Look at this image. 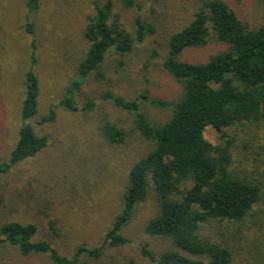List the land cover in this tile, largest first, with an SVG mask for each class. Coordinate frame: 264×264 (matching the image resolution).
I'll return each instance as SVG.
<instances>
[{
	"label": "trees",
	"instance_id": "1",
	"mask_svg": "<svg viewBox=\"0 0 264 264\" xmlns=\"http://www.w3.org/2000/svg\"><path fill=\"white\" fill-rule=\"evenodd\" d=\"M194 1L197 6L187 13L189 20L166 35L163 56L151 49L144 64L146 70L159 65L178 86L175 96L163 100L150 98L147 92L133 99L110 92L101 95L103 101L131 116L133 130L148 145L128 172L120 212L101 244L95 248L80 246L67 258L49 242L34 239L38 230L34 224L8 222L0 227V248L12 247L22 257H45L49 264H79L82 256L97 261L105 249L127 243L122 229L136 207L152 196L156 211L143 231L151 237L169 239L174 249L156 258L141 247L143 258L156 264H232L235 252L241 251L242 243L256 230L253 260L245 259L244 264H264V248L259 250L264 246V207L255 210L264 197V185L252 173L233 168L239 133L246 131L250 144L258 130L264 129V22L251 25L238 10V0ZM258 1L264 6V0ZM25 7L28 13H35L39 1L25 0ZM116 7L129 11L135 7V0L93 3V14L83 30L88 48L57 107L78 111L75 95L86 78L94 74L102 78L100 69L106 56L110 52L117 55L116 68L122 70L136 46L154 34L153 25L140 15L133 17L128 30L121 16L114 13ZM24 31L30 38V61L24 74L21 124L9 164L3 163L2 168L34 157L48 141L46 136H37L30 124L37 111L39 85L33 71L37 45L29 20ZM205 50L209 52L203 59L185 58L191 52ZM156 59L159 63L152 64ZM119 77L118 82L122 81ZM141 104L159 108L160 119L150 120ZM92 108L91 102L83 106V110ZM54 115L50 109L40 123L52 122ZM207 128L219 134L217 144L205 139ZM231 129L232 133H227ZM101 131L112 145L126 143L127 132L108 121ZM255 154L258 158L261 153ZM206 227L211 231L205 233Z\"/></svg>",
	"mask_w": 264,
	"mask_h": 264
},
{
	"label": "rangeland",
	"instance_id": "2",
	"mask_svg": "<svg viewBox=\"0 0 264 264\" xmlns=\"http://www.w3.org/2000/svg\"><path fill=\"white\" fill-rule=\"evenodd\" d=\"M38 1V10L28 13L25 0H0V166L9 164L21 124L23 81L30 61V38L24 31L26 20L34 27L37 63L33 71L39 85L37 111L30 124L37 136L48 139L47 146L34 157L9 168L0 167V227L8 222L34 224L38 229L36 241H47L60 255L70 258L80 246L95 248L101 244L120 212V196L128 172L148 148L133 130L131 116L103 101L102 93L133 99L147 92L150 98L171 100L178 86L161 72L156 64L159 60L151 61L156 67L148 70L144 64L149 60L151 49L163 56L166 35L183 26L190 18L187 13L197 5L194 0H135V7L129 11L114 8L128 30L133 17L140 15L153 25L155 32L136 46L122 70L116 68L119 58L110 52L100 69L102 78L95 74L86 78L74 97L78 111L68 112L56 105L75 77L88 48L83 30L87 18L93 14V3L105 0ZM236 4L251 25L264 22V6L258 0H238ZM208 52H191L185 58L203 59ZM87 102L93 103L91 110H83ZM141 106L150 120L158 121L162 116L156 106ZM50 109L55 114L54 120L40 123ZM104 121L127 132L125 144L117 146L107 142L101 131ZM227 133L231 134L232 129ZM204 137L212 144L219 142V134L212 128L205 129ZM248 140L246 131L237 136L233 168L252 173L264 185V165H261L264 129L258 130L252 143L248 144ZM256 152L261 153L259 159L255 157ZM263 204L264 197L255 210L264 207ZM155 211V200L149 196L136 207L130 222L122 229L121 235L127 240L124 246L105 249L97 261L82 256L79 264L129 261L156 264L140 255L141 247L153 252L156 258L174 248L169 239L144 233ZM209 229L206 227L205 233ZM256 238V230L251 231L241 251L235 252L232 264H244L245 259L252 262ZM0 264L49 263L45 257H22L5 245L0 248Z\"/></svg>",
	"mask_w": 264,
	"mask_h": 264
}]
</instances>
